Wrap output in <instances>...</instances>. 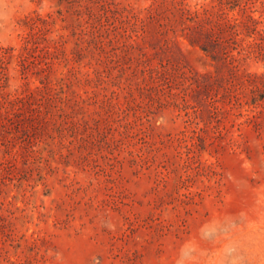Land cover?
Returning a JSON list of instances; mask_svg holds the SVG:
<instances>
[{
    "label": "rangeland",
    "instance_id": "obj_1",
    "mask_svg": "<svg viewBox=\"0 0 264 264\" xmlns=\"http://www.w3.org/2000/svg\"><path fill=\"white\" fill-rule=\"evenodd\" d=\"M263 29L264 0H0V264H264V105L232 98Z\"/></svg>",
    "mask_w": 264,
    "mask_h": 264
},
{
    "label": "trees",
    "instance_id": "obj_2",
    "mask_svg": "<svg viewBox=\"0 0 264 264\" xmlns=\"http://www.w3.org/2000/svg\"><path fill=\"white\" fill-rule=\"evenodd\" d=\"M224 1V0H221ZM228 3V1H225ZM248 20H250L252 17L251 15L248 16ZM240 21L238 20V17L232 16L230 18H226L223 21V24L228 27L229 29H234L233 32L235 33V27L240 25ZM260 37H253L252 39L247 41L246 47L252 54H256L257 56L264 58V29L259 31ZM255 77V83H249L250 88V95L249 98L244 99L240 93H234L232 95V98L234 100V103L242 105L243 103L250 106V111L258 110L257 113H259L261 110L257 109L260 106L264 105V73L263 74H254ZM247 120H254L256 118V112L253 113H247L246 114Z\"/></svg>",
    "mask_w": 264,
    "mask_h": 264
}]
</instances>
